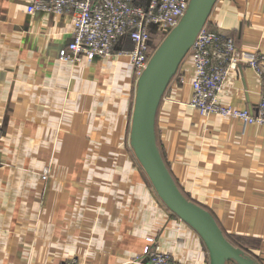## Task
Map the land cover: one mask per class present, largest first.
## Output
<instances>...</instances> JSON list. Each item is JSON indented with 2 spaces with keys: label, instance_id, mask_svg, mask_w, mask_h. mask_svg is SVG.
<instances>
[{
  "label": "crops",
  "instance_id": "crops-1",
  "mask_svg": "<svg viewBox=\"0 0 264 264\" xmlns=\"http://www.w3.org/2000/svg\"><path fill=\"white\" fill-rule=\"evenodd\" d=\"M31 2L0 0V264H139L152 237L177 264H209L131 147L130 57L60 59L71 17L29 13ZM207 24L243 55H264V0H218ZM194 79L189 55L159 107V148L185 195L264 264V125L200 115L189 105ZM261 93L243 63L218 99L253 112Z\"/></svg>",
  "mask_w": 264,
  "mask_h": 264
},
{
  "label": "built area",
  "instance_id": "built-area-1",
  "mask_svg": "<svg viewBox=\"0 0 264 264\" xmlns=\"http://www.w3.org/2000/svg\"><path fill=\"white\" fill-rule=\"evenodd\" d=\"M147 1L32 0L27 10L29 13L43 11L71 17L73 38L60 52V59L80 62L84 58L93 61L114 54L127 55L138 77L157 47L151 45L153 31L163 39L177 26L190 0ZM128 40L133 43L130 50L125 47ZM189 55L195 65L193 94L189 102L194 110L202 116L219 114L264 125V55H243L231 35L214 31L208 24L198 35ZM243 63L255 71L262 83L261 99L253 112L224 106L218 99L230 70L238 69ZM41 177L46 181L49 170L45 169ZM148 242L143 256L137 258L139 264H177L170 254L160 249L154 237Z\"/></svg>",
  "mask_w": 264,
  "mask_h": 264
},
{
  "label": "water",
  "instance_id": "water-1",
  "mask_svg": "<svg viewBox=\"0 0 264 264\" xmlns=\"http://www.w3.org/2000/svg\"><path fill=\"white\" fill-rule=\"evenodd\" d=\"M150 0L147 1V3ZM218 0H190L177 24L158 44L137 77L131 116L130 144L155 192L166 207L202 238L209 264H259L229 241L215 216L188 198L176 183L158 145L156 123L163 97L178 74Z\"/></svg>",
  "mask_w": 264,
  "mask_h": 264
},
{
  "label": "trees",
  "instance_id": "trees-1",
  "mask_svg": "<svg viewBox=\"0 0 264 264\" xmlns=\"http://www.w3.org/2000/svg\"><path fill=\"white\" fill-rule=\"evenodd\" d=\"M155 36V35H154ZM152 45V44H151ZM155 46H153L152 45V48H154ZM225 233V232H224ZM225 235L227 236V238L229 239V241L231 242V243H233L235 246H237V247H241L239 244H238V242H237V238H235V237H232V236H230V235H227L226 233H225ZM241 248H243L248 254H250V255H252L246 248H244V247H241ZM253 256V255H252ZM255 259H256V257L255 256H253ZM256 261L258 262V260L256 259ZM230 264H235V263H233V262H230Z\"/></svg>",
  "mask_w": 264,
  "mask_h": 264
},
{
  "label": "rangeland",
  "instance_id": "rangeland-1",
  "mask_svg": "<svg viewBox=\"0 0 264 264\" xmlns=\"http://www.w3.org/2000/svg\"><path fill=\"white\" fill-rule=\"evenodd\" d=\"M152 38H153L152 39V45L153 46H157L156 44H159V42H161V39H162V37L157 32H155V31H153Z\"/></svg>",
  "mask_w": 264,
  "mask_h": 264
}]
</instances>
